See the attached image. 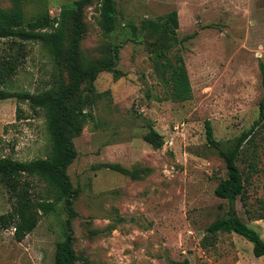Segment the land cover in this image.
<instances>
[{
  "label": "rangeland",
  "instance_id": "374dc122",
  "mask_svg": "<svg viewBox=\"0 0 264 264\" xmlns=\"http://www.w3.org/2000/svg\"><path fill=\"white\" fill-rule=\"evenodd\" d=\"M74 0H23L26 20L46 10L60 16ZM102 0L85 9V32L80 47L87 59L111 56L119 49L117 71H102L96 91L85 107L91 112L82 132L74 138L77 157L68 174L79 189L74 201L75 250L79 261L92 264H264L253 243L235 232H220L212 245L202 240L208 225L225 215L228 200L215 193L227 176L225 160L210 147L206 120L221 145L229 147L259 118L264 95V0H116L118 26L106 33L100 25ZM12 9L13 0H0ZM172 10L179 14L178 41L164 55L144 32L134 31L144 18L159 19ZM66 29V26H65ZM187 35H192L186 38ZM186 38V39H185ZM0 37V53H16L18 44ZM14 74L0 88L39 92L70 80L48 46L24 41ZM185 59L193 96L169 98L167 77L177 55ZM83 83L82 86H85ZM83 88V87H82ZM19 114L21 117H19ZM151 127L163 135L155 148L145 139ZM264 127L256 135L257 166L248 184L247 202L237 201L241 218L264 239ZM53 139L49 118L17 97L0 99V157L30 161L47 156ZM252 146L246 143L238 160L246 173ZM120 163L145 169L133 178L105 166ZM29 179L30 195L55 200L40 176ZM15 195L0 178V215L9 212ZM68 217L65 200L43 213L37 226L21 241L14 228L0 223V264H54L58 241L65 236Z\"/></svg>",
  "mask_w": 264,
  "mask_h": 264
},
{
  "label": "trees",
  "instance_id": "16d2710c",
  "mask_svg": "<svg viewBox=\"0 0 264 264\" xmlns=\"http://www.w3.org/2000/svg\"><path fill=\"white\" fill-rule=\"evenodd\" d=\"M14 7L5 9L0 7V37L13 39V44H18L16 53H0V85L7 76L14 74L18 68L21 56L25 55L24 41H40L48 46L59 65H66L70 80L60 79L56 88H49L39 92L9 91L0 88V99L17 97L20 101L27 102L34 111H42L49 118V130L53 139V146L49 154L30 161H21L8 156L0 157V178L15 195L12 209L0 215L3 227L14 228V237L21 241L38 224L41 215L55 209L56 203L65 200L68 217L65 221V236L56 244L54 264H92L89 259L79 261L75 250V232L73 218L77 215L74 201L79 189L75 188L68 174L70 164L77 157L74 138L78 136L88 121L91 112L85 107L91 105L93 99L85 90L96 91L95 80L102 71H117L116 63L119 49H115V59L111 56L98 59L84 57L80 47L85 32L84 14L92 0H74L66 6L60 16H52L48 10L38 14L31 20L24 19L23 0H13ZM100 25L106 33L114 31L118 26L119 9L116 0H102L100 7ZM140 26L131 24L134 31L144 32L152 49L156 50V57L164 55V49H171L176 42L177 29L179 28V14L172 10L159 19L144 18ZM66 26V29H65ZM192 35H187L190 38ZM185 38V39H186ZM177 63L167 61L171 69L167 77L170 89L168 97L175 101H185L193 96L185 59L181 53L176 57ZM264 72V63L261 62ZM86 83L85 86H82ZM83 87V88H82ZM19 117L20 114H19ZM206 136L210 147L223 157L227 167V176L218 183L215 193L228 200L227 213L206 228L203 245H212L218 239L220 232H235L253 243L254 254L264 256V239L260 233L245 222L238 214L237 201L244 203L248 198V184H250L253 171L257 166V148L263 142L256 141V135L264 127V95L260 100L259 118L254 124L239 135L229 147L221 145L216 139L210 120H206ZM264 136L261 137L263 139ZM145 139L155 148L164 144L163 135L154 127L145 134ZM249 143L252 152L249 158V169L245 173L239 166L238 160L243 152L244 145ZM120 171L123 174L137 178L145 169L127 168L120 163L103 164ZM40 176L47 184L48 191L55 195L54 201L35 199L30 195V181L21 177ZM264 217V212L258 214ZM174 264H190L189 258L179 260Z\"/></svg>",
  "mask_w": 264,
  "mask_h": 264
}]
</instances>
